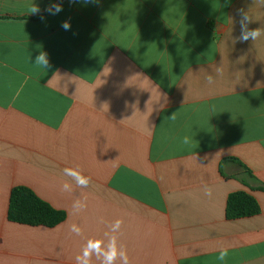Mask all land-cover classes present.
I'll list each match as a JSON object with an SVG mask.
<instances>
[{
	"label": "crops",
	"instance_id": "0c3cea01",
	"mask_svg": "<svg viewBox=\"0 0 264 264\" xmlns=\"http://www.w3.org/2000/svg\"><path fill=\"white\" fill-rule=\"evenodd\" d=\"M241 8L264 32V0H0V264H76L112 235L129 264H264V35L236 41ZM16 187L66 220L10 222ZM237 192L261 213L228 220Z\"/></svg>",
	"mask_w": 264,
	"mask_h": 264
},
{
	"label": "clouds",
	"instance_id": "9594fccd",
	"mask_svg": "<svg viewBox=\"0 0 264 264\" xmlns=\"http://www.w3.org/2000/svg\"><path fill=\"white\" fill-rule=\"evenodd\" d=\"M72 2H76V0H72ZM61 10L62 6L60 4L50 5L47 9V11L53 15L60 12ZM39 11V7L35 4L29 8V14H36ZM237 15L239 16L238 23L240 27V34L236 37L237 42L246 43L248 41H255L264 35V32H262L260 28H249V25L253 22V19L243 8L237 10ZM62 27L65 30H69L71 27L70 22H63ZM34 64L45 70L49 68L50 64L48 54L44 51H41L39 55L36 56ZM217 71L219 72V69H217ZM207 80L209 84L213 83V78L211 75L207 77ZM172 118L174 119V115ZM183 143H190V138L185 136L183 138ZM63 171L64 175L75 180L76 186L78 188H87L89 186L90 178L83 175L80 169L66 167ZM68 189L69 185L64 183L62 190ZM203 191L208 197H211L213 194V189L207 185L204 186ZM73 207L78 211L83 210L87 207V198L84 197L83 200H76ZM122 223L123 221L121 219H116L111 225L112 231L114 233L117 232L121 228ZM69 231L70 233H74L76 235L81 234V228L76 224H72ZM228 255V249L222 247L219 249L217 260L224 262L228 258ZM93 256H95V258L99 260L101 264H116L117 260H119L121 264H129L127 249L123 244L118 246L116 235H112L106 245L103 239H88L86 245L82 249V252L75 257L76 264H92Z\"/></svg>",
	"mask_w": 264,
	"mask_h": 264
},
{
	"label": "trees",
	"instance_id": "16d2710c",
	"mask_svg": "<svg viewBox=\"0 0 264 264\" xmlns=\"http://www.w3.org/2000/svg\"><path fill=\"white\" fill-rule=\"evenodd\" d=\"M260 213L259 203L250 194L237 192L229 196L226 207L228 220L250 218ZM8 219L20 225L54 228L66 220V214L53 209L30 189L16 187L11 192Z\"/></svg>",
	"mask_w": 264,
	"mask_h": 264
}]
</instances>
